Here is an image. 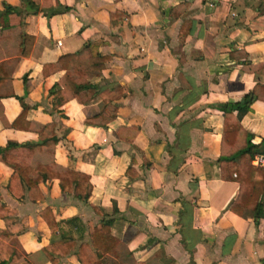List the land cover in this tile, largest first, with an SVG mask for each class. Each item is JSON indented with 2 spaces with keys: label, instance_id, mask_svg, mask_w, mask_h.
<instances>
[{
  "label": "crops",
  "instance_id": "1",
  "mask_svg": "<svg viewBox=\"0 0 264 264\" xmlns=\"http://www.w3.org/2000/svg\"><path fill=\"white\" fill-rule=\"evenodd\" d=\"M33 1L0 0L32 38L5 87L14 95L0 99V147L35 143L38 134L23 128L54 124L52 160L88 175L92 190L88 199L63 193L55 178L39 184L43 199L22 185L18 198L7 187L13 168L0 162V230L11 234L12 264H52L43 249L60 240L75 248L54 253L57 264H79L76 247L103 218L143 264H264V199L257 210L252 200L230 208L239 182L221 177L217 107L264 86V0ZM88 42L109 58L93 79L98 89L125 91L111 120L98 96L53 105L63 71L44 66ZM8 50L1 40L0 62ZM23 107L20 129L9 126ZM233 114L253 143L264 139V101Z\"/></svg>",
  "mask_w": 264,
  "mask_h": 264
},
{
  "label": "trees",
  "instance_id": "2",
  "mask_svg": "<svg viewBox=\"0 0 264 264\" xmlns=\"http://www.w3.org/2000/svg\"><path fill=\"white\" fill-rule=\"evenodd\" d=\"M28 3L32 7H38L33 0H28ZM0 19L2 20L0 41L7 39L9 43L7 59L0 62L1 99L14 95L10 87L7 90L5 87L11 85L12 68L21 57L29 55L32 38L23 32L19 13L14 7L4 4L3 10L0 11ZM108 59L107 56L98 53L94 44L88 42L81 49L63 54L55 62L46 64L45 71L46 69L53 72L63 71L51 90L55 100L54 107L61 106L71 99L84 103L98 96L105 104L104 112L107 114V120H111L116 114L112 102L119 99L125 91L121 87L99 90L93 81L101 75ZM261 66L263 64H258L253 69ZM255 100L264 101V86L255 85L241 100L221 103L217 106L223 112L221 151L218 158L221 177L224 178L226 172L231 175L235 173L232 179L239 182L237 197L230 206L234 211L237 205L251 200L254 201L253 210H257L264 199V168L251 164L255 154L264 153V139L258 144L253 143L251 133L241 126L233 114L235 109L248 108ZM25 113L23 107L21 113L9 126L20 129L18 122L24 118ZM23 129L35 131L38 134V141L20 144L8 142L6 146L0 147V162L13 168L7 185L8 190L16 197L22 198L25 196L20 188L22 185L26 188V194L30 199L40 200L44 195L39 184L56 178L63 193L76 192L78 196L88 199L92 190L88 175L60 166L52 160L54 144L58 140L55 125L37 124ZM48 156L49 160H46ZM41 215L51 231H54L58 225L52 217H49L51 216L49 209L42 211ZM111 222V218H103L98 225L90 229V243L82 242L76 247L74 254L79 264H143L134 258L123 241L110 234ZM10 236L8 231L0 230V264H12L17 259L14 251L5 244V240ZM74 248L73 241L60 240L51 242L43 250L51 263L57 264L58 260L53 256L54 253L65 254Z\"/></svg>",
  "mask_w": 264,
  "mask_h": 264
},
{
  "label": "built area",
  "instance_id": "3",
  "mask_svg": "<svg viewBox=\"0 0 264 264\" xmlns=\"http://www.w3.org/2000/svg\"><path fill=\"white\" fill-rule=\"evenodd\" d=\"M251 163L254 166L264 168V153H258L253 156Z\"/></svg>",
  "mask_w": 264,
  "mask_h": 264
}]
</instances>
